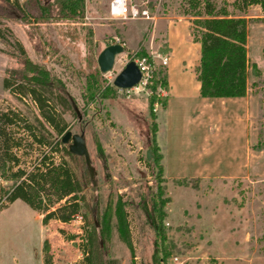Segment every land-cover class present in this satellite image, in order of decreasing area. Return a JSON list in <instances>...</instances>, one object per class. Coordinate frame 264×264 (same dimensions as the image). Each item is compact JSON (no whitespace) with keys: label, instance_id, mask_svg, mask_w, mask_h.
<instances>
[{"label":"rangeland","instance_id":"rangeland-1","mask_svg":"<svg viewBox=\"0 0 264 264\" xmlns=\"http://www.w3.org/2000/svg\"><path fill=\"white\" fill-rule=\"evenodd\" d=\"M143 1L154 20L111 18L110 0H84L78 14L56 0H20L21 8L0 0V110L33 108L29 97L5 87V78L12 87L21 78H32L55 87L57 95L63 91L67 99L58 108L67 130L83 133L93 168L91 176L83 156L67 157L83 180L89 205L86 219L80 213L69 223L53 219L45 225L44 215L36 217L38 212L23 199L1 205L13 182L0 178V264H46V242L49 264H83L86 224L95 229L103 252L119 264H158L156 257L163 259L161 264H264V150L253 149L264 141V79L249 83L257 96L249 135L241 112L218 111L213 155L200 158L191 149L179 156L164 153L160 185L163 196L170 197L164 233L158 235L146 220L142 203H151L149 196L158 193L160 177L159 164L149 166L151 152L146 159V151L155 115L158 140L164 144L166 113L160 102L150 108L145 92H127L112 81L141 51L167 54L165 25L168 18L181 16L182 6L180 0H136ZM170 28L174 46L166 68L171 86L197 87L199 44L185 37L189 26L184 21ZM249 35V56L264 74V23L251 24ZM115 42L124 44V52L111 71L101 73L97 56ZM88 87L107 90L91 97ZM20 155L26 167L40 156L31 148ZM53 155L57 161L62 157ZM200 162L214 177H169L191 172Z\"/></svg>","mask_w":264,"mask_h":264},{"label":"trees","instance_id":"trees-1","mask_svg":"<svg viewBox=\"0 0 264 264\" xmlns=\"http://www.w3.org/2000/svg\"><path fill=\"white\" fill-rule=\"evenodd\" d=\"M5 1L21 8L20 0ZM56 3L72 14L83 12L84 0H56ZM180 3V15L189 18L192 39L200 44L199 62L195 66L200 96H244L249 74L259 76L260 71L255 63H250L247 53L248 22L252 19L240 13L246 12L252 5H258L264 13V0H180ZM255 20L259 21L258 18ZM165 46L167 48V44ZM145 55L148 53L141 51L136 56ZM148 58L151 59L149 55ZM27 61L29 62L28 59ZM153 80V90L159 85L167 89L166 69L156 66ZM92 81L97 86V79ZM4 84L6 88H12L15 93L21 94L20 96L29 97L33 108L28 112L14 108L0 110V178L13 182L10 189L5 190L6 201L1 205L23 199L39 214L44 215L42 220L45 225L53 219L69 223L80 213L86 219L85 209L89 205L83 194V180L67 159L74 158L75 154L62 141L68 123L58 105L67 97L63 91L57 95V89L49 83L32 78H21L15 87H12L10 79L5 78ZM88 90L93 97L107 89L88 87ZM148 100L150 108L154 107L156 101L164 107L167 97L151 94ZM157 131L155 115L149 146L151 159L147 164H159L158 193L149 196L151 203L143 200L142 206L149 225L158 235H162L163 220L168 215L165 204L170 201V197L163 196L160 185L165 180V173ZM24 148L39 150L38 161L32 167L21 165L20 151ZM253 149L264 150V141L254 145ZM54 153L62 154L59 161L54 158ZM124 205L120 201L119 210L123 224L128 228ZM83 237V264H119L117 259L103 252L98 234L88 224L84 228ZM46 245L45 262L49 264ZM162 260L160 257L155 258L158 264Z\"/></svg>","mask_w":264,"mask_h":264},{"label":"crops","instance_id":"crops-1","mask_svg":"<svg viewBox=\"0 0 264 264\" xmlns=\"http://www.w3.org/2000/svg\"><path fill=\"white\" fill-rule=\"evenodd\" d=\"M253 11L255 13L253 14ZM248 19L263 18V20L248 22V36H247V53L250 63H253L249 56V28L251 24L264 23V13L258 5L249 6L246 12L240 13ZM162 18H165L163 16ZM185 22L189 26V32L185 37L189 40H193L190 34V20L186 16H176L175 18H168L165 25V42L167 44V54L171 53V49L174 46L173 37L174 34L170 26H175L178 22ZM193 42H195L193 40ZM198 43V42H195ZM199 44V43H198ZM200 55V44H199ZM199 62V58H198ZM197 62V64H198ZM256 64V63H255ZM258 67V66H257ZM167 89H166V104L163 111L166 113V127L164 134V144L157 140L160 145L162 154L181 155L184 149H191L198 157H209L215 153L216 143L215 137L217 135V122L221 119V114L218 111L238 110L241 112L242 117L246 122L247 135H249L250 121L255 114V106L257 103V96L250 90L249 83H253L259 79H264L263 71L259 69L260 75L248 76V88L244 96L241 97H215L206 98L201 97L199 93V82L197 87H172L170 76L168 75L167 68ZM158 125V123H157ZM159 130V128H158ZM158 132V131H157ZM248 150V147H247ZM211 168L205 163L200 162L197 167L191 172L183 173L181 176L173 174L169 176L173 179H209L214 177L211 172ZM232 175L228 178L247 177ZM41 214L38 213V217Z\"/></svg>","mask_w":264,"mask_h":264},{"label":"built area","instance_id":"built-area-1","mask_svg":"<svg viewBox=\"0 0 264 264\" xmlns=\"http://www.w3.org/2000/svg\"><path fill=\"white\" fill-rule=\"evenodd\" d=\"M109 16L114 19H123V20H133V19H149L154 20V16L150 14V9L147 6L146 2L138 4L136 0H110L108 6ZM120 43V42H115ZM122 46L123 43H120ZM148 55L151 59L148 58ZM147 56H135L132 57L136 65L138 66L141 77L138 83L129 88L123 89L127 92H145L148 95L155 94L160 97L165 92V88L162 86H157L155 90L152 89L151 85L153 84L154 71L156 66L165 68L168 62L167 54H157L155 55L152 51ZM155 58H158L156 60ZM128 62V61H127ZM126 62V63H127ZM125 63V64H126ZM159 105V102H154V107L156 108Z\"/></svg>","mask_w":264,"mask_h":264},{"label":"water","instance_id":"water-1","mask_svg":"<svg viewBox=\"0 0 264 264\" xmlns=\"http://www.w3.org/2000/svg\"><path fill=\"white\" fill-rule=\"evenodd\" d=\"M124 52V47L120 43H112L106 45L97 56V65L101 73L109 72L113 69L115 58L118 54ZM141 73L133 60H129L122 69L115 75L112 84L120 89H129L135 86L140 80ZM62 141L68 144L69 150L72 154L83 156L86 165L89 168L91 176L93 175V168L90 165L89 152L83 136V133H73L68 129ZM146 159H150V151H146Z\"/></svg>","mask_w":264,"mask_h":264}]
</instances>
